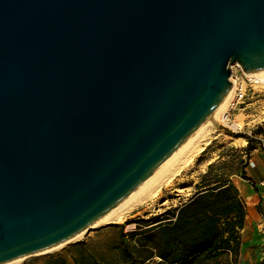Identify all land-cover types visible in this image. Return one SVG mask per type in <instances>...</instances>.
<instances>
[{
	"label": "water",
	"instance_id": "95a60500",
	"mask_svg": "<svg viewBox=\"0 0 264 264\" xmlns=\"http://www.w3.org/2000/svg\"><path fill=\"white\" fill-rule=\"evenodd\" d=\"M264 71V0H0V264L77 236Z\"/></svg>",
	"mask_w": 264,
	"mask_h": 264
},
{
	"label": "trees",
	"instance_id": "16d2710c",
	"mask_svg": "<svg viewBox=\"0 0 264 264\" xmlns=\"http://www.w3.org/2000/svg\"><path fill=\"white\" fill-rule=\"evenodd\" d=\"M245 137L250 158L256 145ZM249 158L211 163L188 200L153 219H139L133 231H126L125 223L111 225L117 231L107 251L102 245L91 250L93 238L83 239L45 264H241L247 204L233 176L249 179Z\"/></svg>",
	"mask_w": 264,
	"mask_h": 264
},
{
	"label": "rangeland",
	"instance_id": "374dc122",
	"mask_svg": "<svg viewBox=\"0 0 264 264\" xmlns=\"http://www.w3.org/2000/svg\"><path fill=\"white\" fill-rule=\"evenodd\" d=\"M235 74L241 77L240 82L247 91V97L235 109L231 110L230 123L218 124L213 130L209 143L205 145L203 151L196 156L193 162L186 166L157 196L129 213L124 220L118 222L126 224V231L135 230L139 219H153L156 215L166 211V209L176 207L188 200L194 191L195 184L200 181V176L206 172L211 163L218 161H233L237 163L240 157L248 159L249 157L245 151L248 139H246L245 135L253 138L254 145L259 143L257 137H264V88L252 81L247 75H244L239 68L236 69ZM234 122L240 123L241 126L238 128L233 127L232 124ZM225 132L239 135L241 139L234 143L225 142L219 138V135ZM176 188H181V191L177 192ZM258 209L260 215L257 224H261L262 231L259 232L264 236V211L260 210V206ZM113 224L115 223H110L91 231L83 238H93L89 247L91 250L98 251L97 247L101 248V245L104 251L108 250L107 245H110L117 231V227H111ZM97 234L100 235L97 236ZM263 241L247 245V249L245 246L242 248V255L240 257L242 264H264ZM75 242L77 241L67 244L68 246L66 245V247L59 248L60 250L57 249L56 251L25 258L18 264H45L51 256L61 253L69 254Z\"/></svg>",
	"mask_w": 264,
	"mask_h": 264
},
{
	"label": "bare ground",
	"instance_id": "6f19581e",
	"mask_svg": "<svg viewBox=\"0 0 264 264\" xmlns=\"http://www.w3.org/2000/svg\"><path fill=\"white\" fill-rule=\"evenodd\" d=\"M242 72L252 81L258 83L259 86L264 88V71L247 73L242 68ZM231 81L233 82L234 86L217 110L212 114L210 119L205 124H203L200 129L186 143H184L142 186H140L123 203L113 209L106 216L96 221L93 225L82 231L80 234L43 253L56 251L57 249L64 246L66 247L67 244L85 238V236H87L91 231H94L104 225L121 222L129 213L135 211L144 203L157 196L166 185L170 184L172 180L186 166L193 162L201 151H203L205 145L209 143V140L213 134V130L216 128V126L221 123H230L231 115L229 110L237 90V84L235 82L234 75L231 76ZM232 126L238 128L241 126V124L234 122ZM219 138L225 142L234 143L238 142L241 139V136L225 132L221 133ZM176 191L180 192L181 188H176ZM23 260L24 258L4 264H18Z\"/></svg>",
	"mask_w": 264,
	"mask_h": 264
},
{
	"label": "crops",
	"instance_id": "0c3cea01",
	"mask_svg": "<svg viewBox=\"0 0 264 264\" xmlns=\"http://www.w3.org/2000/svg\"><path fill=\"white\" fill-rule=\"evenodd\" d=\"M246 173L249 179H244L238 175L233 176L241 196L247 204L245 226L241 230L242 245L240 257L244 246L247 249V245L264 240V236L260 233L262 231L261 224H257L260 215L259 206L260 210L264 211V186L260 185V181L264 180V149H261L258 144L250 152Z\"/></svg>",
	"mask_w": 264,
	"mask_h": 264
},
{
	"label": "built area",
	"instance_id": "2783aa9c",
	"mask_svg": "<svg viewBox=\"0 0 264 264\" xmlns=\"http://www.w3.org/2000/svg\"><path fill=\"white\" fill-rule=\"evenodd\" d=\"M237 64V65H236ZM232 68V75L235 76V82L237 84V90H236V95L232 101V105L230 106V110L229 112H231L232 109H235L237 105H239L240 103H242L246 97H247V91L245 89V87L243 86V84L240 82L241 77L237 74H235L236 69H241L242 67L238 64L235 63L231 66ZM259 139V143L258 146L261 149H264V137H257ZM260 185L264 186V180L260 181Z\"/></svg>",
	"mask_w": 264,
	"mask_h": 264
}]
</instances>
